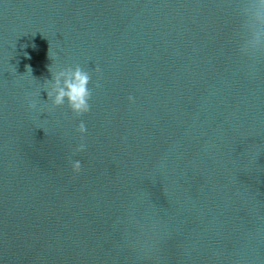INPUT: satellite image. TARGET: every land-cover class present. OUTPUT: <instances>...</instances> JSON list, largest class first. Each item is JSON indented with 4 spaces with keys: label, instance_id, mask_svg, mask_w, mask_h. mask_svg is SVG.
Here are the masks:
<instances>
[{
    "label": "water",
    "instance_id": "95a60500",
    "mask_svg": "<svg viewBox=\"0 0 264 264\" xmlns=\"http://www.w3.org/2000/svg\"><path fill=\"white\" fill-rule=\"evenodd\" d=\"M258 12L0 0V264H264ZM51 63L90 72L87 114L52 106Z\"/></svg>",
    "mask_w": 264,
    "mask_h": 264
},
{
    "label": "clouds",
    "instance_id": "9594fccd",
    "mask_svg": "<svg viewBox=\"0 0 264 264\" xmlns=\"http://www.w3.org/2000/svg\"><path fill=\"white\" fill-rule=\"evenodd\" d=\"M257 8L259 12L254 17L257 30L252 37L253 52H258L261 46H264V0H257ZM48 57L53 62L54 54H51L49 50ZM48 71L51 75V80H44V91L47 92L48 100L51 101L52 106L60 107L66 105L76 117L87 114L91 107L89 101L92 97V90L89 88L91 82L90 72L76 65L74 68L53 74L52 63L49 65ZM95 71L99 72V69L97 68ZM25 72L32 77V69L30 66H26ZM49 86H51L50 89ZM128 99L131 101L132 97L130 96ZM25 102L29 111L37 109V103L32 99L31 95H26ZM46 106V103L42 105L40 111L43 112ZM77 131L80 134L85 133L86 129L83 122L78 125ZM83 150L84 145L81 144L77 151ZM72 170L74 173H79L81 170L80 163H73Z\"/></svg>",
    "mask_w": 264,
    "mask_h": 264
}]
</instances>
